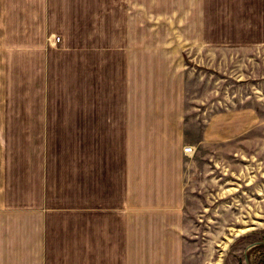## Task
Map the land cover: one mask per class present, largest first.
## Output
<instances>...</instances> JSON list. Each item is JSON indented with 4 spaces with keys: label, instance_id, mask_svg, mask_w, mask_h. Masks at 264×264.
I'll return each instance as SVG.
<instances>
[{
    "label": "crops",
    "instance_id": "crops-1",
    "mask_svg": "<svg viewBox=\"0 0 264 264\" xmlns=\"http://www.w3.org/2000/svg\"><path fill=\"white\" fill-rule=\"evenodd\" d=\"M88 1L0 0V264H165L173 239L183 264L185 130L198 151L217 129L254 128L258 114H210L215 80L200 93L214 66L185 63V49L203 43L134 40L131 9L150 17L152 0L120 8L126 40L96 43ZM254 3L243 6V33L256 25Z\"/></svg>",
    "mask_w": 264,
    "mask_h": 264
},
{
    "label": "rangeland",
    "instance_id": "rangeland-1",
    "mask_svg": "<svg viewBox=\"0 0 264 264\" xmlns=\"http://www.w3.org/2000/svg\"><path fill=\"white\" fill-rule=\"evenodd\" d=\"M125 1H88L89 43L127 39L129 30L125 24L129 18L120 9L127 7ZM245 1L152 0L150 17L143 8L131 9L136 41L203 43V50L185 49V63L202 74V70L207 72L204 66H214L215 73L210 68L214 75H205V88L200 93L202 96L207 88L211 91L215 80V95L208 99L214 103L210 106L211 115L234 117L243 109L253 108L259 118L254 128L244 132L217 129L214 146H201L198 151L185 154L183 209L178 211L183 221V264H264V0H255L254 4L261 8L256 14L254 11L256 18L252 22L256 25L245 27L252 30L250 33H243ZM166 13L167 16H160ZM211 48H215L214 56ZM193 53H199L200 61L194 60L197 55L194 57ZM189 133L185 130L184 149L191 147ZM20 149L15 140L9 145L13 155ZM140 149L137 147V158L145 154ZM25 151L30 152V144ZM198 153L208 155L209 161H193ZM139 167L143 170L144 165ZM146 180L150 182L149 178ZM146 180L137 177V186L144 187ZM143 197L137 194V204H144ZM167 215L169 220L176 217L175 212ZM144 244L139 243L138 247ZM177 246L180 250L179 239L167 242L165 264H176ZM147 263L136 259V264Z\"/></svg>",
    "mask_w": 264,
    "mask_h": 264
},
{
    "label": "built area",
    "instance_id": "built-area-1",
    "mask_svg": "<svg viewBox=\"0 0 264 264\" xmlns=\"http://www.w3.org/2000/svg\"><path fill=\"white\" fill-rule=\"evenodd\" d=\"M184 152H185V154H192L193 153V148H185L184 149Z\"/></svg>",
    "mask_w": 264,
    "mask_h": 264
}]
</instances>
